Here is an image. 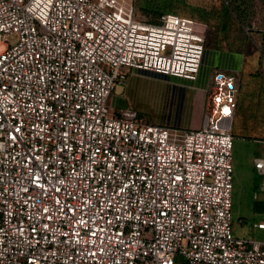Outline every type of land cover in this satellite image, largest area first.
Listing matches in <instances>:
<instances>
[{
    "label": "built area",
    "instance_id": "2783aa9c",
    "mask_svg": "<svg viewBox=\"0 0 264 264\" xmlns=\"http://www.w3.org/2000/svg\"><path fill=\"white\" fill-rule=\"evenodd\" d=\"M208 32L132 0H0V264H264V237L231 228L232 72L198 128L107 105L131 69L196 81Z\"/></svg>",
    "mask_w": 264,
    "mask_h": 264
},
{
    "label": "rangeland",
    "instance_id": "374dc122",
    "mask_svg": "<svg viewBox=\"0 0 264 264\" xmlns=\"http://www.w3.org/2000/svg\"><path fill=\"white\" fill-rule=\"evenodd\" d=\"M132 3L137 15L153 21L172 13L205 22L209 27L205 48L212 50L211 59L223 62L224 53L237 57L239 68L232 72L239 80V89L230 132L234 167L231 228L236 237L263 238V231L253 229L254 219L261 218L260 212L256 218L239 223V193L247 187L252 194L257 192L262 180L253 168L254 158L262 152L256 138H264V24L260 14H247L248 8L234 12L231 7L236 3L229 0H132ZM239 11L243 13L239 15ZM165 88L175 92L166 96ZM113 95L124 97L126 102L119 105L137 110L142 122L178 128L189 124L196 101L195 89L189 82L149 74H134L128 77L127 85H116L107 100L110 111L116 113L111 103ZM177 260L183 264L182 257Z\"/></svg>",
    "mask_w": 264,
    "mask_h": 264
},
{
    "label": "crops",
    "instance_id": "0c3cea01",
    "mask_svg": "<svg viewBox=\"0 0 264 264\" xmlns=\"http://www.w3.org/2000/svg\"><path fill=\"white\" fill-rule=\"evenodd\" d=\"M256 0H252L251 3H249L248 6V11L247 14L249 13H254L256 15L261 16L260 20L263 21L264 24V0H261V3H256ZM239 9H246L245 6H242L239 4ZM241 12V11H239ZM246 12V11H245ZM219 53V52H218ZM211 54H212V50L206 49L204 56H203V62H202V66L200 68L198 77L196 81H185V80H181L178 78H174L179 80L180 82H189L192 87L195 89V94H196V101H195V105H194V109L192 111V115L190 117V121L189 124H186L185 127H179V128H183V129H188V128H198L201 125L202 122V108H201V103H202V92L203 90L209 85L211 76H212V70L213 69H221V70H227L230 72H234V71H238L236 67L237 66V57L235 56H229L225 54L224 58H223V62L222 61H214L211 59ZM230 58V61H229ZM226 60V61H224ZM235 68V69H233ZM136 74H149V75H157L153 72H148V71H143V70H137V69H131L128 72V77H131L133 75ZM235 77L234 74H231ZM128 77L126 82L124 83L125 85L128 84ZM236 78V77H235ZM239 80H237V87L239 89ZM166 93V96L173 91L172 89L169 88H165V90H163ZM126 102L124 97H118L116 95L112 96V106H114V108H116L117 110L120 108H124L127 107L128 105H124V106H120V103ZM129 107V106H128ZM178 124V123H177ZM264 138H256V140L258 142H260L261 147H262V140ZM262 153V152H261ZM233 155V154H232ZM260 156H257L254 158V160L256 158H258ZM254 166V165H253ZM254 168V167H253ZM234 170V167H233ZM259 188V186H258ZM255 192H253L250 189V187L244 188L243 193H239V223L243 224L245 223L246 220H250V218L255 217L259 212L261 213L262 211V207L261 204L257 201L254 200L253 195ZM256 218V217H255ZM257 219H254L253 221V229L260 231L258 229H256L254 227V223L256 222ZM259 220V219H258ZM257 220V221H258ZM238 238H245V237H238ZM246 239H254V238H246ZM262 239V238H261Z\"/></svg>",
    "mask_w": 264,
    "mask_h": 264
},
{
    "label": "trees",
    "instance_id": "16d2710c",
    "mask_svg": "<svg viewBox=\"0 0 264 264\" xmlns=\"http://www.w3.org/2000/svg\"><path fill=\"white\" fill-rule=\"evenodd\" d=\"M230 2H233L232 4H235L236 3V5H234V7H231L232 8V10L234 11V12H236L235 10H240L239 9V5L238 4H240V5H242V6H245V8L247 9L248 8V6H249V3H250V0H239V3L237 4V0H229ZM224 5V7H226L227 5H225V4H223ZM240 13H243L242 11L241 12H239V15H240ZM244 14H246V13H244ZM239 18H240V16H239ZM264 37V36H263ZM176 263L177 264H180L179 263V261L176 259ZM183 264H188L185 260L183 261Z\"/></svg>",
    "mask_w": 264,
    "mask_h": 264
}]
</instances>
